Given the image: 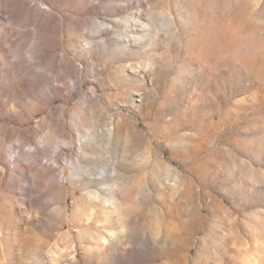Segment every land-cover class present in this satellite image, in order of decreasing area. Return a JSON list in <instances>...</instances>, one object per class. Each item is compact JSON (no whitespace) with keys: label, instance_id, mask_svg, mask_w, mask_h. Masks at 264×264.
I'll use <instances>...</instances> for the list:
<instances>
[{"label":"rangeland","instance_id":"1","mask_svg":"<svg viewBox=\"0 0 264 264\" xmlns=\"http://www.w3.org/2000/svg\"><path fill=\"white\" fill-rule=\"evenodd\" d=\"M0 264H264V0H0Z\"/></svg>","mask_w":264,"mask_h":264}]
</instances>
